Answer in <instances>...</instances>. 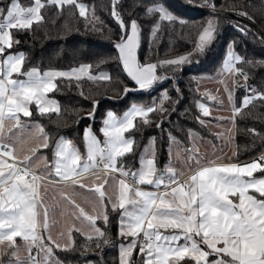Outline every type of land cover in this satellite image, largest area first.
I'll list each match as a JSON object with an SVG mask.
<instances>
[{"label":"snow or ice","instance_id":"1","mask_svg":"<svg viewBox=\"0 0 264 264\" xmlns=\"http://www.w3.org/2000/svg\"><path fill=\"white\" fill-rule=\"evenodd\" d=\"M175 2L177 6H194L192 0ZM110 3L111 16L121 29V38L115 43L118 60L127 77L139 89L148 90L164 77L157 74V63L138 59L141 26L135 19L124 21L118 10L121 0ZM139 6L153 19V39L165 21L186 23L170 0H139ZM201 6L215 13L214 0H203ZM48 9L57 16L65 10H78L88 21L89 7L80 0H30L27 6L21 0H0V264H63L55 252L74 250L73 231L101 249L109 241L97 222L102 220L107 226L109 211L120 213L119 235L131 238L119 247V264H137V255L139 264H264V153L243 164L218 163L220 156L206 160L199 152L197 135L189 130V145L183 148L169 133V162L162 169L155 137L136 158L135 138L126 134L151 125V113L162 117L169 111L163 103L172 99L167 92L159 105L132 104L122 115L108 111L100 129L104 139L89 126L83 135V153L71 139L60 136L53 140L42 124L24 119L34 113L49 119L52 114L60 117L59 103L49 97L60 90V81L75 80L81 88L85 77L92 81L111 79L104 73L91 74L90 64L70 71L25 68V54L10 51L19 44L13 30H33L34 24L44 22ZM237 14L252 19L247 11ZM239 30L247 35L244 28ZM216 33V22L208 20L198 32L195 50L205 52ZM190 55L159 64L179 68L189 62ZM241 64L264 66V61L244 59L230 51L223 63L222 75H231L233 84V88L225 84L223 89L231 106L228 119L232 127L216 136L228 143L234 140V129L239 131L237 117L251 115L257 106L264 108V91L247 86L249 73L238 67ZM236 86L250 93L242 97L239 106L234 99ZM132 90L125 87L124 94ZM176 91L179 96V88ZM206 95L217 99L211 93ZM97 104L93 101L89 118H94ZM198 108L201 115L197 120L206 126L208 122L202 117L211 115L210 108L204 103H198ZM161 123L156 126L161 127ZM247 131L264 137L254 128ZM29 140L34 146L18 151L17 146ZM173 145H177L174 152ZM41 149L49 150L51 156ZM136 163L138 167L133 166ZM77 197L91 206V212ZM57 215L79 222V226L73 223L59 232L64 243L52 234ZM22 251L27 254L23 258Z\"/></svg>","mask_w":264,"mask_h":264},{"label":"trees","instance_id":"2","mask_svg":"<svg viewBox=\"0 0 264 264\" xmlns=\"http://www.w3.org/2000/svg\"><path fill=\"white\" fill-rule=\"evenodd\" d=\"M28 5L30 0H21ZM88 5V21L80 17L78 10H65L57 16L53 10L45 11V20L39 25H33V30L16 32L15 38L19 44L10 50L13 53H24L25 68L37 67L42 71L61 70L70 71L81 64L92 65L91 74L106 73L110 80H86L80 81L81 88L76 87V81H60V90L49 93V97L55 99L60 107L61 114L57 118L52 114V119L41 117L34 113L31 118H24L34 123H40L53 140L60 136L71 139L84 152L83 131L91 127L92 131L101 139L100 128L103 118L108 111L122 115L132 104L148 106L156 102L158 105L162 95L167 92L172 98L164 101V107L169 111L163 116L159 113H151L153 123L149 126H141V131L133 130L131 135L137 145V159L148 145L149 140L156 138L157 162L162 169L168 163L169 133L179 141L180 147L188 145L187 133L189 130L197 137L209 141L213 146L218 144L217 138L202 126L197 120L201 115L198 103H203V96L196 90V78L199 76L212 77L222 67L226 54L235 51L244 59L264 61V42L258 35L245 24L233 19L216 17L198 11L190 10L184 6H177L174 0H170L176 14L186 23L169 24L163 22L156 38L153 39V19L146 16L144 9L139 6V0H121L118 10L126 23L135 19L141 26L140 47L138 59L141 63H157V74L164 77L147 91H138L134 82L128 78L118 60L115 43L121 38L119 24L111 16L110 0H80ZM203 0H192V4L202 7ZM215 10L247 11L252 17L251 21L264 34V0H214ZM235 6V7H232ZM206 8V7H204ZM94 9V15H93ZM98 18V19H96ZM247 18V17H246ZM214 20L217 24V33L213 43L203 53L194 51L198 32L208 20ZM239 26V27H237ZM100 28L102 31H96ZM244 28L247 32H241ZM189 62L175 68L159 64L160 61L189 55ZM103 61V62H101ZM249 73L246 84L249 88L264 91V66L256 67L241 64ZM242 80V78H241ZM245 82L242 80V84ZM125 87L133 89L124 94ZM179 88V96L176 89ZM81 89L83 95H81ZM245 88L238 87L234 99L237 106L243 95H248ZM93 101H98L94 112V118H89L88 113L93 110ZM178 101V102H177ZM174 109V110H173ZM248 112L247 109L244 110ZM207 122L212 117H202ZM161 127L156 123L161 122ZM234 129V153L231 160L242 162L253 159L264 152V137L256 136L247 129L254 128L258 133L264 134V108L257 106L252 108L251 115H243L236 118ZM42 152L51 156L47 149ZM132 163L131 157L128 158ZM138 167V163L133 164ZM119 212L109 211V223L105 226L103 221H98V226L106 232L109 243L96 249L94 245L76 232H72L74 250H56L55 255L63 264H118V246L128 239L117 234ZM139 264V259H137Z\"/></svg>","mask_w":264,"mask_h":264},{"label":"rangeland","instance_id":"3","mask_svg":"<svg viewBox=\"0 0 264 264\" xmlns=\"http://www.w3.org/2000/svg\"><path fill=\"white\" fill-rule=\"evenodd\" d=\"M198 42L199 41H198V37H197L196 43H198ZM194 51H196L195 47H194ZM228 53L224 57L221 70L223 68V63L226 60ZM221 70L216 75H214L212 77L199 76L195 79L196 80V90L203 96L204 100L206 101L207 106L210 108V111H211L210 116L216 118L215 122L209 123L206 125L208 127V130L216 138H217L216 133H225L226 129L232 127V123L228 119L232 115L231 106L228 103L227 93L224 92V90H223L225 84H227L229 88H233L232 77H231V75H222ZM125 75H126V73H125ZM222 79L224 80L223 84L219 82ZM240 82L242 84V80H240ZM238 87L239 86H236L234 88V94H235ZM136 88L138 91H147V90L139 89V87L137 85H136ZM243 89H244V87H243ZM206 93H211V95L217 97V99L212 100L209 96L206 95ZM243 96H245V95H243ZM242 97H241V99H242ZM241 99H240V102H241ZM220 101H222V103ZM217 118H222V119H217ZM197 141H201V143L203 145H205L204 147H205L206 152H207L205 154L207 157H215L216 158L217 156H220L221 158H226L227 156L232 154L233 150H234L233 142L230 145V143L226 142V140H224L222 138H217V142L219 141L220 145L217 148V150H215V153L212 154L210 152V150L212 149L210 142H208L207 140H201L199 137H197ZM85 264H90V263H85Z\"/></svg>","mask_w":264,"mask_h":264},{"label":"crops","instance_id":"4","mask_svg":"<svg viewBox=\"0 0 264 264\" xmlns=\"http://www.w3.org/2000/svg\"><path fill=\"white\" fill-rule=\"evenodd\" d=\"M117 51V50H116ZM15 54H18V53H15ZM117 55H119L118 54V51H117ZM101 73H97V74H95V75H100ZM104 74H106V73H104ZM94 75V74H93ZM129 78V77H128ZM84 79H86V80H88L87 79V77H85ZM102 81H104L103 79H101ZM134 82V81H133ZM134 84H135V82H134ZM136 85V84H135ZM138 86V85H137ZM206 106H207V104H206V101H204L203 102ZM105 116H106V114H105ZM105 116H104V118H105ZM209 117H211V116H209ZM103 118V119H104ZM213 118V120L211 121V122H208L207 124H209V123H213V122H215V117H212ZM206 124V125H207ZM102 126H103V122H102ZM102 126H101V128H102ZM207 127V126H206ZM88 128V127H87ZM100 128V129H101ZM208 128V127H207ZM86 129V128H85ZM85 129H84V131H85ZM84 131H83V135H84ZM100 133H101V131H100ZM104 139V137H103V135H102V133H101V140H103ZM201 140H203V139H201ZM209 142V141H208ZM211 144V143H210ZM234 144V143H233ZM188 145H189V140H188ZM187 145V146H188ZM219 145H220V142L218 141V144L216 145V146H213L212 144H211V146H212V149L210 150V152L212 153V154H214L215 153V150H217V148L219 147ZM230 145H231V143H230ZM34 146V141H31V140H29L28 141V143H26V144H24V145H22V146H20V145H18L17 146V148H18V151H20V149L21 148H23V149H28V148H31V147H33ZM197 146H198V148H199V152H200V154H201V156L202 157H204L206 160H212V159H216L215 157H207L206 156V154L205 153H207L206 152V149H205V145H203L202 143H201V141H197ZM176 147H177V145H173L172 146V151L174 152L175 150H176ZM179 147H180V145H179ZM182 148V147H181ZM167 152H168V162H169V144H168V149H167ZM233 153H234V150H233ZM233 153L232 154H230L229 156H227L226 158H221L220 160H218L217 162L218 163H229V162H234V161H232L231 160V157L233 156ZM264 153V152H263ZM21 154H24V153H21ZM262 154V153H261ZM260 154V155H261ZM259 155V156H260ZM259 156H257V157H259ZM257 157H255V158H253V159H250V160H247V161H242V162H237V163H241V164H243V163H248V162H251L252 160H254V159H256ZM175 162V161H174ZM139 166V165H138ZM257 175H259V174H257ZM146 189H148V190H151L150 189V186H144ZM109 191H111V190H109ZM77 201H78V203H80L83 207H85L86 208V210L87 211H89V212H91V206L89 205V204H87V203H85V201L82 199V198H80V197H77ZM51 203V202H50ZM109 208H110V206H109ZM56 220L58 221V223L56 224V226L53 228V230H52V234H53V236L54 237H57V238H59V232L60 231H62L63 229H64V227L65 226H71L73 223H75L77 226H79V222L78 221H74V220H72V219H69L67 216H64V217H62V216H59V215H57L56 216ZM99 221H102V220H99ZM118 226H117V234H118V236H120L119 235V229H120V213H119V216H118ZM73 232H75V231H73ZM76 233H78V234H80L79 232H76ZM81 235V234H80ZM82 237H84L83 235H81ZM121 237V236H120ZM123 238V237H122ZM60 240H61V243H64L65 242V239L64 238H59ZM128 240H127V242L126 243H124V245H127V243L129 242V240L131 239V238H127ZM181 243H183V241H181ZM121 245V244H120ZM120 245L118 246V264H119V247H120ZM20 255H21V257L23 258L25 255H27L26 254V252H21L20 253ZM140 259V257L137 255V256H135V259Z\"/></svg>","mask_w":264,"mask_h":264},{"label":"water","instance_id":"5","mask_svg":"<svg viewBox=\"0 0 264 264\" xmlns=\"http://www.w3.org/2000/svg\"><path fill=\"white\" fill-rule=\"evenodd\" d=\"M184 7L188 8L190 10H193V11H198V12L209 14V15L216 16V17L233 19L239 23L245 24L250 29H252L258 35V37L264 42V39H262V36H264V34L256 27V25L250 19H248L244 16H240L235 12L215 10V13H213L210 8L199 7L196 5L184 6Z\"/></svg>","mask_w":264,"mask_h":264}]
</instances>
